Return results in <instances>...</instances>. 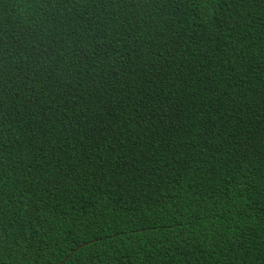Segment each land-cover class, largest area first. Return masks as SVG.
Wrapping results in <instances>:
<instances>
[{"label":"trees","instance_id":"trees-1","mask_svg":"<svg viewBox=\"0 0 264 264\" xmlns=\"http://www.w3.org/2000/svg\"><path fill=\"white\" fill-rule=\"evenodd\" d=\"M0 264H264V0H0Z\"/></svg>","mask_w":264,"mask_h":264}]
</instances>
